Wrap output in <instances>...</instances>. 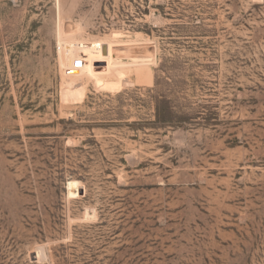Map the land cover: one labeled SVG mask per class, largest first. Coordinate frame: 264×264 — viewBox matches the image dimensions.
<instances>
[{"label":"rangeland","instance_id":"obj_1","mask_svg":"<svg viewBox=\"0 0 264 264\" xmlns=\"http://www.w3.org/2000/svg\"><path fill=\"white\" fill-rule=\"evenodd\" d=\"M0 264H264V0H0Z\"/></svg>","mask_w":264,"mask_h":264},{"label":"built area","instance_id":"obj_2","mask_svg":"<svg viewBox=\"0 0 264 264\" xmlns=\"http://www.w3.org/2000/svg\"><path fill=\"white\" fill-rule=\"evenodd\" d=\"M85 61H84V58L81 57H77L75 60H74V67L78 70H82L83 69V66L85 65Z\"/></svg>","mask_w":264,"mask_h":264},{"label":"water","instance_id":"obj_3","mask_svg":"<svg viewBox=\"0 0 264 264\" xmlns=\"http://www.w3.org/2000/svg\"><path fill=\"white\" fill-rule=\"evenodd\" d=\"M104 53H106V48L104 47Z\"/></svg>","mask_w":264,"mask_h":264}]
</instances>
